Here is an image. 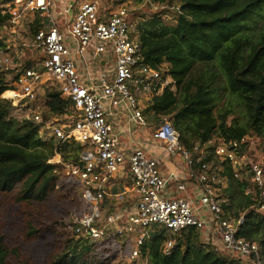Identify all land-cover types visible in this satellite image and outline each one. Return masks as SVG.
I'll return each mask as SVG.
<instances>
[{
	"label": "trees",
	"instance_id": "trees-1",
	"mask_svg": "<svg viewBox=\"0 0 264 264\" xmlns=\"http://www.w3.org/2000/svg\"><path fill=\"white\" fill-rule=\"evenodd\" d=\"M4 1L0 0V4ZM132 2L143 6L131 33L141 47L143 61L168 73L176 84L174 92L165 89L143 108L148 127H157L162 118H167L179 135L180 145L195 159L201 158L195 169L201 164L209 165L208 173L223 182L217 193L227 198L222 206L225 216L235 222L242 219L236 225V237L256 243L264 264V212L260 210L264 204V159L263 185L259 187L252 182L248 166L236 178L229 161L214 156L216 139L235 143L236 147L229 149L246 154L252 161H258L262 154L264 0ZM8 19L0 12V24ZM45 22L46 19L34 17L27 23L26 35L32 37ZM5 47L0 37V54ZM31 66L27 62L24 68ZM17 77L18 74L0 72V193L12 195L16 203L30 205L47 197L61 169L82 164L80 157L85 145L61 144L52 138L43 140L33 118L13 116L12 101L2 94L12 95L10 90H14ZM41 96L43 120L69 114L71 103L61 96L58 85L46 83ZM55 156L60 157L59 162L52 160ZM17 185L19 189L13 193ZM135 198L126 206L133 205ZM27 227L29 236H33L36 231L30 223ZM145 230L139 260L147 264H243L239 258L215 250L193 228L174 236L157 224ZM137 235V231L126 234L119 244L115 240L77 238L75 234L51 264H109L120 247L124 255L131 254ZM168 240H173V246L167 255L164 245ZM5 253L0 238V264H5Z\"/></svg>",
	"mask_w": 264,
	"mask_h": 264
},
{
	"label": "built area",
	"instance_id": "built-area-1",
	"mask_svg": "<svg viewBox=\"0 0 264 264\" xmlns=\"http://www.w3.org/2000/svg\"><path fill=\"white\" fill-rule=\"evenodd\" d=\"M57 1L65 5V0ZM55 9L53 0H5L0 4V12L9 17L7 22L0 24V37L5 44L19 38L18 28L27 17L38 16L47 20L31 40L20 41L22 48L38 51L39 62L24 68L25 62L21 61L19 53H1L0 72L18 74L10 99L13 116L33 118L43 140L52 138L61 144L78 142L85 145L80 157L82 164L67 166L68 175L74 178L86 206V210L76 215L73 221L74 234L92 241L115 240L121 244L126 234L137 231L129 256L134 263L140 257L139 248L147 235L145 229L150 225L162 226L173 236L186 228H193L215 250L239 258L243 264H261L259 246L235 235L236 225L242 219L235 222L225 216L222 206L227 198L217 193L223 182L215 174L208 173V164L195 169L201 158L195 159L180 145L179 135L167 118H162L152 131V141L167 157L178 155L185 163V167L178 166L167 177L160 171L161 156L149 155L141 147L121 146L118 134L108 123L106 116L112 114V109L117 113L126 109L129 122L140 128L146 127L143 101L147 106L152 97L165 89L172 92L176 89L175 81L168 73H162L143 61L141 47L131 35L136 24L133 17L130 18L129 10L119 7L101 12L98 0H79L76 14L69 25L61 29ZM70 9L71 5H65L64 14ZM67 39L74 46L67 44ZM90 50L93 51L92 59L108 53L114 55L113 67L96 76L88 74V81L83 84L74 58L80 59L88 73L91 63L86 59ZM47 81L58 85L61 96L71 103L73 114L68 115L65 122L58 117L42 119L44 107L40 95ZM16 98L20 101L15 102ZM26 107L30 116L21 112ZM241 142L244 143L245 139ZM230 147L235 148L236 144L216 139L214 156L229 161L236 178L248 166L252 182L262 187L264 145L258 161H252L246 154L239 155ZM126 168L133 180L136 206L104 216L101 203L108 180ZM171 182L176 192L182 195H172ZM260 210L264 212V204ZM172 246L173 240H168L164 253L168 255ZM117 252L122 254L121 247Z\"/></svg>",
	"mask_w": 264,
	"mask_h": 264
},
{
	"label": "rangeland",
	"instance_id": "rangeland-1",
	"mask_svg": "<svg viewBox=\"0 0 264 264\" xmlns=\"http://www.w3.org/2000/svg\"><path fill=\"white\" fill-rule=\"evenodd\" d=\"M71 1L74 2V0ZM71 1L65 0V5H71ZM98 1L101 12L116 10L119 7L127 8L130 18L132 19L133 17L135 24L141 15L140 13H142L143 6H136L132 0ZM56 3L58 2L56 1ZM78 4L79 2L76 1V5ZM9 42H6V46L11 44ZM8 51L9 49L5 48L2 53ZM103 57H107L109 62H111L114 55L108 53L103 55ZM92 61H95V59H90L91 64ZM12 96L13 93L10 97L5 98H12ZM40 98L42 102V96ZM144 102L142 104L143 108L145 107ZM61 117L64 118V116ZM153 128L148 127V131L153 130ZM57 157L55 156L52 160L59 162L60 159L57 161ZM183 164L185 165L184 161ZM67 170L68 168L65 167L59 173H56L58 174V180L55 187L40 202L23 205L16 203L12 199V195L7 197L0 193V238L6 251L4 258L5 264H51L55 260L56 255L67 244L68 240L74 237L73 221L77 217L76 215L86 210V206L75 186L74 180L70 178ZM18 189L19 185L16 186L13 193L17 192ZM175 193L178 194L177 192ZM27 223H30L36 231L33 236H29L28 234L30 230L27 227ZM102 250L100 248V251ZM129 256L124 255L123 252L122 254L117 252V257L111 260L109 264L147 263L145 260L139 259L133 263L129 259ZM92 260L91 262L94 263Z\"/></svg>",
	"mask_w": 264,
	"mask_h": 264
},
{
	"label": "crops",
	"instance_id": "crops-1",
	"mask_svg": "<svg viewBox=\"0 0 264 264\" xmlns=\"http://www.w3.org/2000/svg\"><path fill=\"white\" fill-rule=\"evenodd\" d=\"M56 9H55V15L58 22V25L60 28H64L65 26L69 25L70 21L74 17V15L77 12L78 5H76V1L79 2V0L71 1V9L69 10L66 15L64 14V3L59 5V2L57 0H53ZM56 1L58 3H56ZM68 6V5H67ZM75 6V7H74ZM36 16H29L27 17L21 24V26L18 28L20 32L19 38H16L13 40L9 46H6L7 49L10 47L8 53L9 54H15L16 52L20 54L21 61L25 63H32L34 66L39 61V53L34 48L31 49H24L20 46L21 40L29 41L32 39V37H28L26 35V32L29 30L27 29V23L31 21ZM62 20V21H61ZM26 35V36H25ZM66 43L74 46V43L67 39ZM93 51H89V57L86 59L87 62H90V59L92 60ZM75 62L77 63V71L80 76L81 83L85 84L88 81V74L91 76H96L100 71L111 69L113 67L114 58L111 62H109L107 57H103V55L99 56V59H95V61H92V68L90 65H88V73L84 69V65L80 61L79 58H74ZM25 65V64H24ZM32 67V66H31ZM46 83H51V81H47ZM47 86V85H46ZM45 85H43L42 90L44 89ZM13 93V90H10ZM41 96V95H40ZM2 97L5 98L2 94ZM13 97V96H12ZM43 98V97H42ZM11 99V98H6ZM20 101L19 98L15 99V102ZM44 104V99H43ZM23 115L30 116V110H28V107L21 110ZM116 109H112L111 113L106 116V119L108 123L112 126L114 132L118 134L119 140L121 143V146L126 147H141L144 149L149 155L153 156H161V164H160V171L161 174L164 177H167L169 172L175 171L178 166H184L183 160L178 155H172V156H166L164 153H162V149L158 144H154L151 138L152 131L157 128L154 127L153 130L148 131V124L147 126L142 129L140 127L135 126L131 122H129V115L128 111L126 109H123L119 113H117ZM117 113V114H114ZM73 114L72 107H70L69 114L64 115V118L58 117L61 119V121L65 122L66 117ZM57 161H59L60 157H57ZM174 183L171 185V191L172 195H182V194H176L175 192ZM135 194L133 192V180L131 175L128 173L127 168L123 172H119L115 174L114 176H111L108 180V183L105 187V196L103 200V208H102V214L108 213L110 214L113 211L123 210V209H131L136 206V198ZM133 205L126 206V203H131V199H134ZM106 210V212H105Z\"/></svg>",
	"mask_w": 264,
	"mask_h": 264
}]
</instances>
